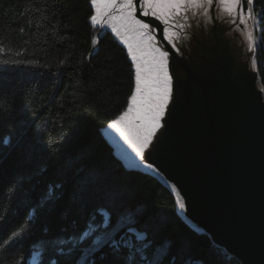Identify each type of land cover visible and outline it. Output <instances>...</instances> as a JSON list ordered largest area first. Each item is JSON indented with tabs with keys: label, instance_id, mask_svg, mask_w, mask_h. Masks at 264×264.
I'll list each match as a JSON object with an SVG mask.
<instances>
[{
	"label": "trees",
	"instance_id": "obj_1",
	"mask_svg": "<svg viewBox=\"0 0 264 264\" xmlns=\"http://www.w3.org/2000/svg\"><path fill=\"white\" fill-rule=\"evenodd\" d=\"M253 9L262 14L264 87V0ZM94 12L91 0H0V264H29L35 250L38 264H123L111 245L96 249L104 233L135 264H241L183 219L159 177L127 167L103 134L129 105L135 68L116 35L91 22ZM52 184L58 198L44 211ZM90 226L99 227L68 256L60 241Z\"/></svg>",
	"mask_w": 264,
	"mask_h": 264
},
{
	"label": "water",
	"instance_id": "obj_2",
	"mask_svg": "<svg viewBox=\"0 0 264 264\" xmlns=\"http://www.w3.org/2000/svg\"><path fill=\"white\" fill-rule=\"evenodd\" d=\"M140 3L137 18L153 25L156 46L169 52L174 91L144 161L130 158L173 183L185 203V216L178 212L192 227L241 264H264V99L256 86L258 44L250 50L247 37L250 30L255 36L252 21L222 17L214 0L177 17L186 26H173L178 35L169 42L161 21L141 16Z\"/></svg>",
	"mask_w": 264,
	"mask_h": 264
},
{
	"label": "snow or ice",
	"instance_id": "obj_3",
	"mask_svg": "<svg viewBox=\"0 0 264 264\" xmlns=\"http://www.w3.org/2000/svg\"><path fill=\"white\" fill-rule=\"evenodd\" d=\"M213 2L214 0H142L139 9L141 16H151L165 25L162 29L164 38L171 42L178 34L170 32V29L173 26L177 28L186 26L176 22L177 17L185 19L193 9L203 11L210 8ZM219 3L228 15L246 17L242 19L245 24L252 17L251 5L254 0H219ZM91 5L95 7V14L90 16L91 22L112 29L127 45L135 68V90L130 97L128 108L112 120L109 126L119 133L140 161H144L146 150L153 144L156 134L165 126V116L173 101V76L169 70V52L156 46L153 25L142 18H137L138 0H91ZM245 5L249 6L246 10ZM204 14L208 15L207 12ZM247 37L250 50H254L256 44L251 30L247 33ZM33 62L38 63V61ZM64 63L61 61V66ZM129 166H137L135 160H131ZM148 167L150 168L151 165ZM56 189L57 185L52 184L45 191L47 199L42 198V210H49L56 202L58 198ZM179 207L185 208L182 199L179 201ZM98 227L90 226L80 237L60 241L68 249L67 255L71 256L77 245L94 235ZM17 235H26V233L22 229ZM112 241L113 236L104 233L96 237L94 244L100 251H103L105 246L111 245V254L118 259L123 257V264H135L127 251L122 249L120 244L113 245ZM4 259L5 256L0 253V261ZM87 259L84 257L79 264H87ZM53 264H59V261H54Z\"/></svg>",
	"mask_w": 264,
	"mask_h": 264
},
{
	"label": "bare ground",
	"instance_id": "obj_4",
	"mask_svg": "<svg viewBox=\"0 0 264 264\" xmlns=\"http://www.w3.org/2000/svg\"><path fill=\"white\" fill-rule=\"evenodd\" d=\"M218 3H219V0H218ZM252 9H253V6L251 5ZM219 13L222 17L224 18H228L229 17V20H235L237 19V16L236 15H233V16H230L228 15L225 10H224V7L219 3ZM94 10H95V7H94ZM95 14V12H94ZM240 18H245V17H240ZM227 20V21H229ZM249 20V19H248ZM250 20L252 21V25L254 26V17H253V14H252V17L250 18ZM96 25V24H95ZM106 27V26H105ZM105 27H101L102 29L105 28ZM105 29H110L112 30L110 27H106ZM254 41H255V44L257 45V41L258 39L256 38V36H254ZM241 47V46H240ZM238 51L242 52L240 49H238ZM250 68L252 70H254L256 72V61H255V58H253L250 62ZM262 83L260 82V79L259 77L256 78V86H257V89L261 92L262 96H263V99H264V90H263V87H262ZM135 90V89H134ZM130 103V102H129ZM128 108V107H127ZM123 113V112H122ZM121 113V114H122ZM120 114V115H121ZM116 119V118H115ZM111 122H109L105 127L102 128V131H103V134L106 136V134H109L111 138L114 139V142H113V146H114V152L115 154H117L119 157H121L125 164L129 166L128 162L123 158V151L131 158H136V154L135 152L130 148V146L123 140L122 137H120L119 133L115 132V130H113L112 128H110V125ZM107 132V133H106ZM108 135V136H109ZM107 137V136H106ZM137 167H141V168H144V169H147V170H151L153 171L154 173H156L163 181H165V183H167L173 190L174 194L176 195L177 199H178V208H179V211L180 213L185 216L184 214V209H181L179 207V201L182 199L181 196H180V193L179 191L176 189V187L173 185L172 182L168 181L161 173H159L155 168L153 167H148V166H144L142 164H137ZM187 218V217H185ZM188 219V218H187Z\"/></svg>",
	"mask_w": 264,
	"mask_h": 264
},
{
	"label": "rangeland",
	"instance_id": "obj_5",
	"mask_svg": "<svg viewBox=\"0 0 264 264\" xmlns=\"http://www.w3.org/2000/svg\"><path fill=\"white\" fill-rule=\"evenodd\" d=\"M254 10V9H253ZM253 17H254V34L256 36V38L258 39L257 41V44L259 46V41H260V30H261V23H262V14L261 13H253ZM98 27V26H97ZM100 28V27H99ZM113 32V31H112ZM114 33V32H113ZM115 34V33H114ZM116 35V34H115ZM117 37V36H116ZM122 43L123 41L117 37ZM124 44V43H123ZM125 45V44H124ZM127 47V45H125ZM127 110V108H126ZM125 110V111H126ZM124 112V111H123ZM107 133V132H106ZM109 134H106L108 140L113 144L114 142V139L110 137V135L108 136ZM123 155V158L128 162V164H130L131 162V158L123 151L122 153ZM136 233L138 234V236H143V233H140V232H137ZM40 260V251L39 250H35L32 254V256L29 258V264H38Z\"/></svg>",
	"mask_w": 264,
	"mask_h": 264
}]
</instances>
